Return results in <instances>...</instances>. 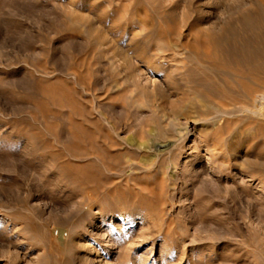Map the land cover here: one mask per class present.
Listing matches in <instances>:
<instances>
[{"label":"rangeland","instance_id":"rangeland-1","mask_svg":"<svg viewBox=\"0 0 264 264\" xmlns=\"http://www.w3.org/2000/svg\"><path fill=\"white\" fill-rule=\"evenodd\" d=\"M237 2L0 0V264H264V134L173 114Z\"/></svg>","mask_w":264,"mask_h":264},{"label":"bare ground","instance_id":"bare-ground-1","mask_svg":"<svg viewBox=\"0 0 264 264\" xmlns=\"http://www.w3.org/2000/svg\"><path fill=\"white\" fill-rule=\"evenodd\" d=\"M227 12L228 18L221 25L194 30L196 34L192 45L183 46L182 49L170 46V50L186 54L184 60L188 64L183 63L185 70L182 73L185 72L184 78L189 92L221 102L219 104L210 102L205 107L199 106L206 109L203 114L195 103L177 104L178 106L173 107V114L175 117L193 119L195 123L203 121V118L212 117L209 119L212 126L224 120L223 127L228 134L231 124L235 128L228 141L238 138L248 141L251 137L242 130L247 126L250 132L258 131L264 134V0L237 2ZM165 65L163 63L159 67L167 78H170V69L168 67L166 69ZM245 113L248 115H241ZM196 114L197 117H192ZM232 119L235 121L231 123ZM234 155L237 157L238 153ZM97 176L93 174L92 177L95 179ZM91 180L92 178L88 181L92 182ZM116 187L118 188V185L110 191ZM91 263L89 258L85 260L80 258L77 262Z\"/></svg>","mask_w":264,"mask_h":264}]
</instances>
